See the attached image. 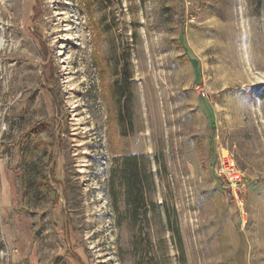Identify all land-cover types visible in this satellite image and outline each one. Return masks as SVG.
Listing matches in <instances>:
<instances>
[{
  "label": "rangeland",
  "instance_id": "obj_1",
  "mask_svg": "<svg viewBox=\"0 0 264 264\" xmlns=\"http://www.w3.org/2000/svg\"><path fill=\"white\" fill-rule=\"evenodd\" d=\"M262 84L264 0H0V264H264Z\"/></svg>",
  "mask_w": 264,
  "mask_h": 264
},
{
  "label": "trees",
  "instance_id": "obj_2",
  "mask_svg": "<svg viewBox=\"0 0 264 264\" xmlns=\"http://www.w3.org/2000/svg\"><path fill=\"white\" fill-rule=\"evenodd\" d=\"M128 71V70H127ZM126 72L124 76V81L127 83L129 81V71ZM129 75V76H128ZM260 97L264 98V84L261 85ZM139 155H132L130 156L129 160V176L127 182V192L130 199V203L136 209H142L143 205L146 203L145 194H146V187L151 174H146V165L143 162L139 161ZM144 169V171H142ZM144 174L146 180L144 179ZM171 230L175 236V239L178 242L180 248H182V237L180 233V229L178 226L177 219L174 222H170Z\"/></svg>",
  "mask_w": 264,
  "mask_h": 264
},
{
  "label": "built area",
  "instance_id": "obj_3",
  "mask_svg": "<svg viewBox=\"0 0 264 264\" xmlns=\"http://www.w3.org/2000/svg\"><path fill=\"white\" fill-rule=\"evenodd\" d=\"M223 166L220 170V175L224 174L227 177V185L233 190L236 189L240 184L244 183L243 176L235 168V165L228 154H224Z\"/></svg>",
  "mask_w": 264,
  "mask_h": 264
}]
</instances>
